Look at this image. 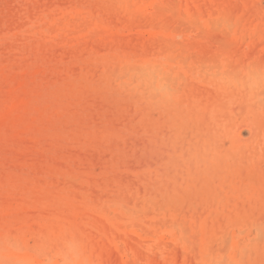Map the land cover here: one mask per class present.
<instances>
[{"label": "rangeland", "instance_id": "rangeland-1", "mask_svg": "<svg viewBox=\"0 0 264 264\" xmlns=\"http://www.w3.org/2000/svg\"><path fill=\"white\" fill-rule=\"evenodd\" d=\"M131 263L264 264V0H0V264Z\"/></svg>", "mask_w": 264, "mask_h": 264}, {"label": "bare ground", "instance_id": "bare-ground-1", "mask_svg": "<svg viewBox=\"0 0 264 264\" xmlns=\"http://www.w3.org/2000/svg\"><path fill=\"white\" fill-rule=\"evenodd\" d=\"M58 2V1H57ZM25 3V2H24ZM60 3H62V2H60ZM162 3H164V2H162ZM20 4H21V2H20ZM27 4V3H26ZM161 4V3H160ZM30 5V4H29ZM29 5H27V6H29ZM59 5V4H58ZM127 5V4H126ZM162 5V4H161ZM164 5V4H163ZM128 6V5H127ZM156 7H157V5H155ZM153 7H154V5H153ZM156 7H154V8H156ZM29 8V7H28ZM158 9H160L161 10V7L160 6H158L157 7V10ZM159 12V11H158ZM161 12L163 13V10H161ZM139 12H137V13H135V14H138ZM156 13V12H155ZM158 13H156V15H157ZM160 14V13H159ZM164 14V13H163ZM163 14H162V16H163ZM102 15H103V13H102ZM140 15V14H139ZM155 15V16H156ZM30 16V15H29ZM110 16V15H109ZM135 16H138V15H135ZM134 16V17H135ZM111 17V16H110ZM123 18V17H122ZM132 19V18H131ZM113 20V19H112ZM111 20V21H112ZM72 21V20H71ZM122 21V20H121ZM16 22V21H15ZM113 22V21H112ZM130 22V21H129ZM128 22V23H129ZM22 23V22H21ZM118 24V23H117ZM6 25V24H5ZM8 26V25H7ZM20 26H21V24H20ZM119 26V25H118ZM11 28V27H10ZM84 28V27H83ZM79 30V29H78ZM82 30V29H81ZM95 31V30H94ZM97 32V31H96ZM95 32V33H96ZM92 33V32H91ZM18 39V38H17ZM39 41V40H38ZM39 43V42H38ZM3 45H5V44H3ZM31 46V45H30ZM39 46V45H38ZM4 48V47H3ZM32 48V47H31ZM31 51V50H30ZM33 52V51H32ZM77 56V55H76ZM7 57V56H6ZM5 58V57H4ZM21 59V58H20ZM262 59V58H261ZM25 60V59H24ZM239 63V62H238ZM251 63V62H250ZM228 64H229V62H228ZM252 64V63H251ZM12 67V66H11ZM260 67H261V64H260ZM130 68V67H129ZM134 68V67H133ZM73 69V68H72ZM76 70V69H75ZM139 70V69H138ZM170 70V69H169ZM72 71H74V69L72 70ZM76 72V71H75ZM250 73L252 74L253 73V75H254V73H255V71H254V69H253V71L252 72H249V75H250ZM260 72H258V74H259ZM210 74H212V73H210ZM217 74V73H216ZM256 74V73H255ZM258 74H256V75H258ZM261 74V73H260ZM64 75V74H63ZM244 76V75H243ZM9 77V76H8ZM251 77V76H250ZM255 77V76H254ZM167 78V77H166ZM257 78V77H256ZM166 80V79H165ZM161 87H163V86H161ZM260 93V92H259ZM255 94V93H254ZM10 95V94H9ZM8 95V96H9ZM59 97V96H58ZM55 99V98H54ZM19 105V104H18ZM253 105V104H252ZM36 186V185H35ZM73 186H75V184L73 185ZM90 187H91V185H90ZM42 188V187H41ZM18 189V188H17ZM92 191V190H91ZM95 191H97V190H95ZM75 193V192H74ZM48 197V196H47ZM111 206V205H110ZM34 212V211H33ZM148 212V211H147ZM146 212V213H147ZM261 215V214H260ZM258 217V216H257ZM261 219V218H260ZM165 223V222H164ZM136 225V224H135ZM184 230V229H183ZM187 230V229H186ZM217 232V231H216ZM134 237V236H133ZM229 238V237H228ZM186 240V239H185ZM197 241V240H196ZM227 243V242H226ZM193 244H195V243H193ZM192 245V244H191ZM197 247V246H196ZM223 250V249H222ZM191 251V250H190ZM193 252H195L194 250H193ZM196 253V252H195ZM178 254V253H177ZM179 255V254H178ZM195 255V254H194ZM188 259V258H187ZM129 261H131V260H129ZM130 263V262H129ZM132 264V263H131ZM135 264V263H134Z\"/></svg>", "mask_w": 264, "mask_h": 264}]
</instances>
